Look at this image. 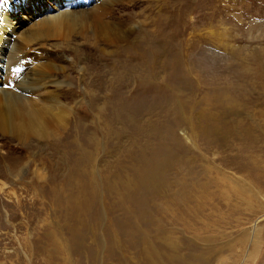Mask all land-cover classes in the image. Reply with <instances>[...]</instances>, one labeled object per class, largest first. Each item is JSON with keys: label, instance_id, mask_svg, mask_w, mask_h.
Listing matches in <instances>:
<instances>
[{"label": "rangeland", "instance_id": "obj_1", "mask_svg": "<svg viewBox=\"0 0 264 264\" xmlns=\"http://www.w3.org/2000/svg\"><path fill=\"white\" fill-rule=\"evenodd\" d=\"M56 1L62 8L78 9L67 0H38L35 7L40 5L39 14H51ZM75 1L90 8L89 0ZM33 7L21 10L22 16L27 17L26 11L35 14ZM112 8L109 13L105 6L100 9L108 14L104 20L135 26L132 42L113 46L96 41L91 27L63 29L57 34L59 38L49 36L40 45L23 50L25 62L32 54L46 53L48 62L57 64L59 69L51 74L55 85L26 89L15 84L17 72L11 73V90L20 95L33 91L31 96L43 99L46 91L64 94L72 107L68 119L76 116L86 126L90 143L95 138L99 142L91 160L97 169L94 174L73 170L20 174L8 172L5 165L21 159L31 166L45 159L41 144L34 137L26 150L16 139L0 135V264H264V136L260 132L264 128V0H118ZM162 33L182 41L185 51L181 59L192 70L190 75L182 74L184 78L164 76L167 88L154 91L134 68L119 61H133L131 49L135 45ZM116 58L120 66L114 77L122 86L115 92L114 88L105 91V85L94 81L110 76ZM146 62L151 65L150 60ZM176 87L179 90L171 93ZM114 100L134 111L140 121L156 122L151 130L160 127L166 135L165 145L179 158L176 165L168 164L166 178L175 182L169 198L149 199L143 207L146 218L135 221L146 231L153 252L150 261L142 254L139 234L127 230L126 218L106 190V177L113 176L118 165L127 169L125 151L137 138L122 116L119 123L113 122L124 132L120 137L104 133L106 111ZM97 101L104 108L98 116L92 106ZM171 107H178L173 114ZM232 107L239 108L236 120H231ZM210 113L223 119L218 122ZM204 117L233 133L225 132V139L219 136L217 142L208 134L215 123ZM248 125L253 136L241 138V126ZM169 127L174 128L177 140L171 139ZM146 130L150 131L147 126ZM188 162L193 163L190 166ZM204 168L228 181L202 192L200 183L207 175ZM91 179L96 181L95 195L78 198L76 211L66 202L68 193L75 189L69 184L77 180L88 185ZM77 215L80 222H76ZM165 238L171 240L173 248L166 245ZM54 239L63 249L56 248Z\"/></svg>", "mask_w": 264, "mask_h": 264}, {"label": "bare ground", "instance_id": "obj_2", "mask_svg": "<svg viewBox=\"0 0 264 264\" xmlns=\"http://www.w3.org/2000/svg\"><path fill=\"white\" fill-rule=\"evenodd\" d=\"M27 1L29 3H26ZM100 1L101 0L86 1L90 6V8H87L85 5H80L78 1L76 2L75 0H67L68 4L73 2L78 8L77 10H68L67 8H62V5L58 4V1H56V5L52 7V13H45V15L38 13L41 11L40 5L35 7L38 0H6V2L1 5L0 135L10 136L11 138L16 139L20 146L24 149H26L27 145L29 146L32 144L31 139L35 137L39 144H41L39 147L43 149L44 152L42 154H44L45 157V159L41 157L42 159H38L37 162L34 161V164L31 166L29 161H22L21 159L18 162L15 161L16 163L12 162L13 164L8 163L5 165V168L8 172L22 173L28 170H35L37 173H44V171H51L54 173L59 171L65 172L73 170L81 173L84 171L93 172L97 170L95 169L96 165L94 166L91 164V160L93 157V152L96 150L99 141H97L95 138L94 142L90 143L91 140L89 141V133L87 128H85L86 126L84 125L83 127L82 124L75 118L76 116L68 119V114L72 112H70L72 107H68V103L66 102L67 97H65L64 94L58 96L57 94H53V92L51 93L49 91H46L45 94L43 93V95H45L43 96V99L41 97V99H37L36 97L38 96L35 95L31 96L33 91L27 96L20 95L18 91H13L14 89L11 90V73L12 71L17 72L18 77L14 78L15 84H18L19 86L26 89L28 88L31 90L41 85H55L57 81L54 82L52 80L53 75L51 74L54 72V70L59 69L56 66L57 64L54 63V65L53 63L48 62L46 53H39L38 55L32 54L29 56L30 61L25 62L27 58L25 54H23V50L26 48V46H28V49H31L37 43L40 45V43H43V38L46 37H53L55 35L59 38V35L57 34H59L63 29L69 30L77 28L79 30H83L85 28L91 27V31L96 41L100 40L103 43L113 46H117L119 44V46H121L124 42V44L132 42L131 34L135 26H123L117 22H110L108 21L109 19L105 21V16L108 14L102 13V10L100 11V9L105 6L108 13L111 12L113 9V3L118 2V0H102L104 2L102 3L101 1L102 5H100ZM33 5L36 8H32V11H34L35 14H30L29 11H26L27 17H23L24 15L22 16L21 10H26V7H31ZM142 40L143 42L135 45L136 47L131 49L133 50L134 54L133 61H119V58H116L117 60L115 61L114 68H111V71L109 72L110 76L106 80L105 78H103V80H95L96 82L94 81V83L98 86L102 84L105 85L103 86L106 87L105 91L107 89L114 88L113 91L115 92L118 88H120L122 86V82H120V80H116L117 78L114 77L117 67L120 66L118 61L125 66L134 68L135 72L138 73L141 79H146L145 84H148L150 87H152L154 91H161L167 88L168 82L164 80V76H166V79L170 74L184 78L182 74H191V67L189 68L185 61L183 62L184 59L182 58V55L185 49L182 47V41L171 39L164 33L161 35L152 36L150 39L146 37ZM195 41L197 40H193L192 43H195ZM145 43L147 44V47H144ZM119 49L123 51L122 48ZM194 52L195 49L192 51V54H194ZM192 54H189L188 57H190ZM147 60H150L151 65L146 62ZM111 65L113 67V63ZM162 71H167L168 74L161 75ZM262 74L264 75V71H262ZM95 77L98 79L100 75L96 74ZM182 78L180 79L182 82H184V79ZM115 81L116 87L114 86ZM110 82H112L113 85H111ZM178 90L179 88L176 87L171 91V93L177 92ZM92 106L94 107L97 116L101 114L99 110L102 111L104 109L101 108L99 102ZM108 106L109 109L106 111V117L104 119L105 122L103 123L104 129L106 130L104 133H106L109 137H120L124 132L122 131V128L120 129V127L114 126L113 122H115L114 124L116 125V123H119L121 120L119 119V116H122L124 118V120H122L124 124L128 123V125L131 126L137 138L132 139V144H130L128 150L125 151V156L127 157L126 159L129 162L127 167L128 170L121 164L117 166V170L113 176L108 174L110 177H106V190L111 199H113L112 201H117V204L114 205L121 212V214H123L122 216L126 218L124 221L127 223V230L132 232L131 234H139V239L141 240L140 242L143 247H141V249H143V251L141 250L142 254L148 257L150 261L153 254L152 247L147 241L146 231L140 230L138 227L139 224L135 221L146 218V213L143 207L149 199L158 197L160 199L167 200V198H169L170 194L168 191H170L171 186L174 185L175 182H172L166 178V174L169 171L168 164L170 163V167L173 166H171L172 162L174 165H176L178 163L176 160H179V158L174 155L171 146L165 145L166 135L161 133L160 127H156L155 131L151 130L156 122L153 124V122L151 123L147 120L140 121L141 119L135 115L134 111H129V108L125 106V104H117L115 100L109 102ZM177 108L178 107L173 109L176 110ZM173 109L172 107L170 109L172 114L175 113V110ZM232 109L233 107L229 110L231 113L230 115H233L234 117L231 120H236L235 114L239 113V111L237 112L239 108L235 110L233 109V111ZM200 113L203 115L201 110ZM206 116H208V114ZM212 116L218 122L221 118L223 119V117H216L214 114L210 115V117ZM238 116L239 115L236 117ZM210 117L208 119L206 117L204 118L207 120H213L212 125H214V123L215 125L213 128L211 127L210 133L207 131L206 132L209 135H213L217 142L220 141L218 139L219 136H221L224 140L225 135H227L225 132H229L230 128H226L225 130L224 127H222ZM137 120H139L138 125ZM71 121H73V125L70 124ZM146 121V126L150 129V131H147L146 126L142 125L143 123H146ZM178 125L179 123H175V126ZM241 128L243 131L241 138H250L253 136L252 128L249 125L247 127L241 126ZM173 129V127H169L168 133L171 136V139L175 141L177 138L174 135ZM260 132L264 136V128H262V130L260 129ZM90 134L93 133L90 132ZM106 152L109 154L111 151L107 149ZM192 163L193 162H188V165L191 166ZM210 169L211 168H204V173L207 175L205 176V180L200 183L202 186L201 191L207 188L211 189L213 186H218L219 182L220 185H222L224 181H228V178H219L217 173L210 174ZM0 170L2 171V169ZM179 170L180 169H178V171ZM262 172L264 173V166L262 167ZM90 182L93 184L94 188L91 187L92 185ZM90 182L87 185L86 183L79 184L77 180H74L73 183L71 182L69 184L73 185L75 189H72V192L68 193L66 202H71L74 205V208H76V211H79L78 202L80 199L78 198L85 194H87L88 198H90L92 195H95V193H93V189L94 191L96 190V181L91 179ZM194 184L195 183H190L189 185L194 187ZM86 186L90 189H86ZM139 190L144 191L140 194ZM241 195V199L245 200L246 196L244 197L243 194ZM133 207L136 210L133 211ZM77 221H79L78 215L76 222ZM52 241L57 249H63V245L59 240V242H57L55 239ZM165 241L166 245H169L173 248L174 244H172L171 240L167 241L165 238ZM111 244L116 246V244L113 242H111Z\"/></svg>", "mask_w": 264, "mask_h": 264}, {"label": "snow or ice", "instance_id": "obj_3", "mask_svg": "<svg viewBox=\"0 0 264 264\" xmlns=\"http://www.w3.org/2000/svg\"><path fill=\"white\" fill-rule=\"evenodd\" d=\"M5 2H6V0H0V4H3Z\"/></svg>", "mask_w": 264, "mask_h": 264}]
</instances>
